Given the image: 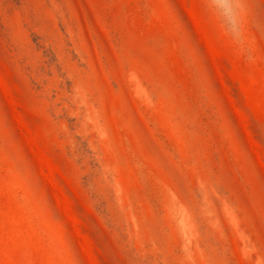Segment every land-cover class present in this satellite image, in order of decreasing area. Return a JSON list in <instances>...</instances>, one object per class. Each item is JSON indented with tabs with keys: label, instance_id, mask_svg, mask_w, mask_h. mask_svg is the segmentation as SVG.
I'll use <instances>...</instances> for the list:
<instances>
[{
	"label": "rangeland",
	"instance_id": "1",
	"mask_svg": "<svg viewBox=\"0 0 264 264\" xmlns=\"http://www.w3.org/2000/svg\"><path fill=\"white\" fill-rule=\"evenodd\" d=\"M0 264H264V0H0Z\"/></svg>",
	"mask_w": 264,
	"mask_h": 264
}]
</instances>
